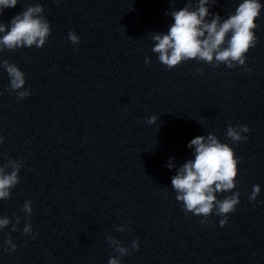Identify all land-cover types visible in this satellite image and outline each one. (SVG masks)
<instances>
[{
    "label": "water",
    "instance_id": "water-1",
    "mask_svg": "<svg viewBox=\"0 0 264 264\" xmlns=\"http://www.w3.org/2000/svg\"><path fill=\"white\" fill-rule=\"evenodd\" d=\"M185 3L19 0L0 15L8 24L41 4L52 29L42 48L0 52V61L25 73L31 92L20 100L5 91L10 82L0 68V166L22 165L11 198L0 201V217L21 218L15 232L11 224L0 231V264H108L116 255L109 236L125 247L139 241L122 264H264V11L246 66L189 61L168 70L151 36L166 33L165 13ZM238 3L217 0L210 10L226 18ZM151 116L158 119L148 125ZM241 124L250 129L247 142L231 145L241 158L240 203L224 227L215 214L201 224L181 210L171 189L175 168L166 164L191 158L194 137L212 133L228 143L227 127ZM255 184L261 193L250 202ZM25 200L30 217L21 211ZM25 219L35 239L23 234ZM121 225L127 231L118 232ZM9 235L15 252L5 251Z\"/></svg>",
    "mask_w": 264,
    "mask_h": 264
},
{
    "label": "clouds",
    "instance_id": "clouds-1",
    "mask_svg": "<svg viewBox=\"0 0 264 264\" xmlns=\"http://www.w3.org/2000/svg\"><path fill=\"white\" fill-rule=\"evenodd\" d=\"M216 3L217 0H186L183 8L165 13L172 19L167 32H158L151 36L154 45L151 51L161 65L168 70L189 61L203 62L213 68L221 64L228 69L246 66L247 53L258 43L255 30L264 11V0H239L234 12L229 13L226 18L210 10ZM18 4L19 0H0V15L7 9L16 8ZM172 7L174 9V5ZM51 31V24L44 15L43 6H28L26 10L16 14L10 23H0V52L42 48ZM80 39L76 32L69 31L68 41L73 46L78 45ZM144 62L148 65L151 60L145 57ZM0 68L6 71L10 82L5 91L15 92L20 100L31 95L30 90L25 87V73L17 65L2 60ZM197 72L203 75L201 70L197 69ZM0 95L3 93L0 92ZM157 119L156 116H151L146 123L153 125ZM249 132L246 124L235 127L229 125L225 133L228 143L221 142L212 133L196 136L187 144V148L192 150L191 158L179 167L174 165V157L169 158L166 167L169 170L175 168V174L171 177V189L176 194L175 199L183 212L202 217L199 221L201 224H206L208 217L215 214L220 217L219 226L224 227L228 222V215L236 211L241 195L239 191H235L241 158L236 156L231 145L247 142L246 134ZM3 143L4 138L0 136V145ZM21 167L20 160L11 159L6 165L0 166V201L11 198L12 189L20 182ZM260 193V185H253L249 201H256ZM220 194H224L223 199L218 198ZM21 211L26 217L32 215L31 200H25ZM20 223L19 216L15 218V223L7 216L0 217V231L11 224V232H15ZM116 230L123 233L127 231V227L121 225ZM23 234L35 239L28 219L24 220ZM107 239L116 253L109 258L108 264H122L123 257L131 251H138L140 247L138 240H133L130 247H125L111 236ZM5 244V251L17 250L10 235L5 239Z\"/></svg>",
    "mask_w": 264,
    "mask_h": 264
}]
</instances>
